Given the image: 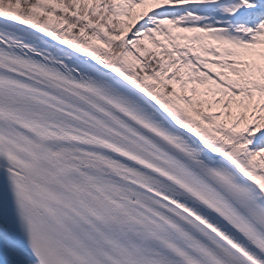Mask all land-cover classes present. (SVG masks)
<instances>
[{
  "label": "snow or ice",
  "instance_id": "1",
  "mask_svg": "<svg viewBox=\"0 0 264 264\" xmlns=\"http://www.w3.org/2000/svg\"><path fill=\"white\" fill-rule=\"evenodd\" d=\"M0 264H264V0H0Z\"/></svg>",
  "mask_w": 264,
  "mask_h": 264
}]
</instances>
